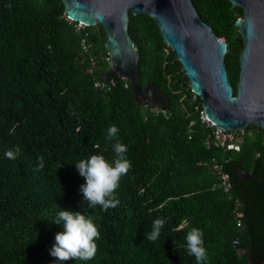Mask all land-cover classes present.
I'll list each match as a JSON object with an SVG mask.
<instances>
[{"label":"trees","instance_id":"obj_1","mask_svg":"<svg viewBox=\"0 0 264 264\" xmlns=\"http://www.w3.org/2000/svg\"><path fill=\"white\" fill-rule=\"evenodd\" d=\"M192 2L228 43L225 61L236 95L244 40L235 22L243 11L228 0ZM77 26L62 0H0V264H196L186 251L192 227L203 232L205 264H249L241 204L242 225H236L235 187L243 182L236 168L250 175L255 168L264 179V130L249 126L240 151L208 147L212 131L199 120L203 102L194 100L183 64L147 14L129 11L138 83L143 90L155 85L168 106L139 107L131 82L119 76L96 86L109 66L108 35L101 24ZM156 107L169 116L154 113ZM193 120L198 122L191 133ZM113 125L131 168L115 193L119 205L91 209L75 163L92 155L111 162L116 140L105 136ZM17 146L16 159H8L5 152ZM216 163L231 179L232 198L219 187ZM60 210L93 219L100 239L92 260L59 262L50 255L63 231L53 222ZM156 219L163 227L159 239L149 242L145 236Z\"/></svg>","mask_w":264,"mask_h":264},{"label":"water","instance_id":"obj_2","mask_svg":"<svg viewBox=\"0 0 264 264\" xmlns=\"http://www.w3.org/2000/svg\"><path fill=\"white\" fill-rule=\"evenodd\" d=\"M241 8L235 22L244 40L235 95L226 65L228 43L204 22L192 0H62L70 20L85 27L101 24L107 32L109 66L102 83L111 77L128 79L139 107L168 106L155 85L138 83L139 51L128 33L129 11L145 13L160 28L189 76L191 90L203 102L206 117L221 131L244 132L249 126L264 130V0H228ZM243 181L235 187L240 199L250 246L249 264H264V179L240 167Z\"/></svg>","mask_w":264,"mask_h":264},{"label":"clouds","instance_id":"obj_3","mask_svg":"<svg viewBox=\"0 0 264 264\" xmlns=\"http://www.w3.org/2000/svg\"><path fill=\"white\" fill-rule=\"evenodd\" d=\"M118 131L116 126H110L105 136L106 140H116L113 145L114 157L111 162L103 155H92L75 163L79 175L85 180L80 191L91 209L99 206L102 211H107L116 208L120 203L115 193L119 188L121 178L127 175L131 168V161L126 157L127 146L119 142ZM19 153L20 148L17 146L15 151H6L5 156L14 160ZM43 167L44 160L41 156L38 157L37 170H42ZM53 222L62 224L63 231L55 235V243L50 250L51 256L59 262L89 261L95 257L98 251L96 241L100 239V232L90 216L80 212L60 210ZM163 223L162 219L153 221L151 232L145 236L149 242L159 239ZM186 251L195 258L196 264H205L207 261L208 253L204 246L203 232L199 228L192 227L187 232Z\"/></svg>","mask_w":264,"mask_h":264},{"label":"built area","instance_id":"obj_4","mask_svg":"<svg viewBox=\"0 0 264 264\" xmlns=\"http://www.w3.org/2000/svg\"><path fill=\"white\" fill-rule=\"evenodd\" d=\"M70 21L74 22L72 20ZM84 27L85 26L82 24H78L77 26L78 30ZM82 45H83V49L85 51H88L90 44L86 41L85 38L82 41ZM102 84L103 83L101 82H97L96 86H101ZM199 98L200 97L198 95L194 94V100H198ZM153 112L156 113L157 115H164L167 117L169 116V112L165 108L156 107L155 109H153ZM199 120L204 126H206L208 129L212 131L210 134V137L206 140V144L208 145V147H210L214 143L226 151H232V150L240 151L241 150V135L244 134L245 131L244 132L221 131L218 127H216L213 123L209 121V119L206 117L204 109H202V111L200 112ZM197 122H198L197 120H193L190 122V132L191 133L193 132V129L195 128ZM213 169H214L213 170L214 174H216L220 178L219 187L224 190V193H226L230 198H232L231 194L233 191V184L231 182L229 175L222 171V165H220L219 163L214 164ZM234 206H235V213L238 219L236 225L237 227H241L242 224H241V220L239 219L241 215V212H240L241 210H239L240 203H238V201L235 200ZM234 243H236V240L234 241Z\"/></svg>","mask_w":264,"mask_h":264},{"label":"rangeland","instance_id":"obj_5","mask_svg":"<svg viewBox=\"0 0 264 264\" xmlns=\"http://www.w3.org/2000/svg\"><path fill=\"white\" fill-rule=\"evenodd\" d=\"M108 80H110L111 81V78H109ZM106 82V81H105Z\"/></svg>","mask_w":264,"mask_h":264}]
</instances>
